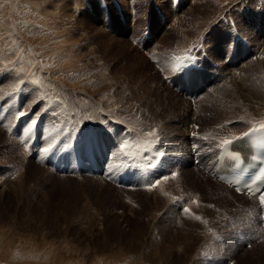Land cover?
<instances>
[{
  "label": "rangeland",
  "instance_id": "rangeland-1",
  "mask_svg": "<svg viewBox=\"0 0 264 264\" xmlns=\"http://www.w3.org/2000/svg\"><path fill=\"white\" fill-rule=\"evenodd\" d=\"M261 2L0 0V264H157L156 249L163 252V264H264V240L255 238L257 212L246 221L238 217L257 204L235 199L233 193L230 203L214 198L210 191L218 189L195 171L192 157L179 178L178 174L163 180L168 184L158 203L150 189L118 182L129 158L121 146L128 127L158 134L159 143L172 156L179 152L178 159L184 161L192 145L187 139L191 121L198 134L227 127L235 129L232 137L264 119ZM219 15L233 21L217 23ZM50 23L58 30L45 26ZM144 33L149 35L143 37ZM140 38L148 40L145 47L138 44ZM228 38L245 51L253 45L263 57L234 58L242 68L232 80L199 96L195 115L194 106L180 113L187 95L168 78L180 73L182 62L191 58L185 57L189 50L202 52L201 45L211 55L206 64L217 61L219 69L229 72L221 54L228 55L223 42ZM229 46L232 50V42ZM61 57L67 65L55 63ZM41 104L38 123L31 126L29 108L37 110ZM82 107L96 109L101 120L85 116ZM21 108L29 114L17 119ZM44 147L59 159L63 155L84 159L90 153L94 165L100 156L110 160L105 169L109 172L97 177L118 190L98 183L92 174L77 169L62 173L45 164L44 157L50 156L48 162L53 159ZM158 149L153 140L148 151ZM139 189L144 193H137ZM197 195L204 208L191 203L190 196ZM178 197L189 211L176 207ZM196 217L201 218L199 223L207 222L210 232L202 235L201 224L193 228ZM183 246L185 254L180 251Z\"/></svg>",
  "mask_w": 264,
  "mask_h": 264
},
{
  "label": "bare ground",
  "instance_id": "bare-ground-1",
  "mask_svg": "<svg viewBox=\"0 0 264 264\" xmlns=\"http://www.w3.org/2000/svg\"><path fill=\"white\" fill-rule=\"evenodd\" d=\"M58 7V6H57ZM59 8V7H58ZM57 8V9H58ZM53 12V11H52ZM54 13H56V12H54ZM46 14H48V12H46ZM50 14V16H51V13H49ZM42 16H43V14H41ZM52 15H55V14H52ZM58 15V14H57ZM47 16H49V15H47ZM59 16V15H58ZM44 17H46L45 15H44ZM43 17V18H44ZM54 17V16H53ZM49 18V17H48ZM51 18L52 17H50V21L52 22V20L53 21H55V20H57V19H54V18H52V20H51ZM58 18V17H57ZM49 21V22H50ZM58 21V20H57ZM56 21V22H57ZM59 22V21H58ZM61 22V21H60ZM180 22V21H179ZM198 24V26L200 25V27L202 26V23H197ZM47 28L49 27V28H51L52 30H58V25L57 24H55V23H50V24H46L45 25ZM63 28V27H62ZM149 28V27H148ZM52 30H50V31H52ZM61 30V29H60ZM66 30V32H67V29H65ZM55 32V31H54ZM58 34V33H57ZM63 34H66V33H63ZM145 34V33H144ZM59 41H61V42H63V44L64 43H67V40L66 39H64V38H60L59 39ZM58 41V42H59ZM141 42L143 41L144 43L143 44H148V40H146V39H144V38H142V40H140ZM57 42V43H58ZM223 42H224V46H225V48L227 47L225 44H228L229 43V40H227V43H225V40H223ZM68 45H69V43H68ZM64 47V46H63ZM252 47V49H253V51H252V49L251 50H247L245 53H241V54H239V57H241L240 58V60H243V59H245L246 57H247V55H245L247 52H249V54L251 53V54H256V53H258V51H257V49L252 45L251 46ZM74 48V47H73ZM224 48V47H223ZM63 48H61V50H62ZM71 51H73V50H71ZM206 51V50H205ZM226 52V51H225ZM253 52V53H252ZM68 53V52H67ZM71 53V52H70ZM69 53V54H70ZM201 54H202V52H200ZM206 53L209 55V57H211V55L206 51ZM221 54L222 55H225L224 56V63H225V67L226 66H229V68L228 69H230V71L228 72V71H225V70H223L221 67H220V69L218 68V66H220L219 64H218V62L217 61H215L216 63H209V64H207V67H208V72H206V74H205V77H202V80H203V87L202 86H200V87H202V89H201V91H197V93L200 95L201 93L203 94V95H208V94H210V93H212L213 91H216V90H218L219 88H221V87H223L224 85H226L230 80H232V75L234 74V72L237 70V69H240V68H242V67H240L239 68V66L237 65V63H239L238 61H235L234 60V58H230L231 56H229V54L226 56V54L224 53V52H221ZM32 55V54H31ZM248 56H250V55H248ZM35 57V56H34ZM55 57V56H54ZM53 57V58H54ZM57 57V56H56ZM74 57V56H73ZM64 57H61L60 59H54L55 60V63L57 64V65H67L68 64V62L67 61H65V59H63ZM70 58H72V57H70ZM33 59V58H32ZM37 59V58H36ZM69 59V58H68ZM74 60V59H73ZM227 60V61H226ZM69 61V60H68ZM206 61H208L206 58H204V62L206 63ZM38 62H39V60H38ZM36 63V61H34V63H32V65L33 64H35ZM246 64V63H245ZM36 65H38V63L36 64ZM40 67L42 66V63H40V65H39ZM245 66V65H244ZM24 68V67H23ZM227 68V67H226ZM42 69V68H41ZM44 69V68H43ZM25 70V69H24ZM52 71V70H51ZM57 71V70H56ZM51 75V74H50ZM173 75V74H172ZM172 75H171V77H172ZM69 77V76H68ZM175 77V76H174ZM55 78V77H54ZM56 79V78H55ZM67 79V78H66ZM176 79V78H175ZM168 81V80H167ZM197 83V82H196ZM57 84V83H56ZM178 85H179V83H177ZM169 85V84H168ZM61 86V85H60ZM71 86H72V84H71ZM198 86V85H197ZM61 87H63V86H61ZM73 87V86H72ZM6 89H10V90H12V89H14L15 87H5ZM83 88V87H82ZM80 89H81V87H80ZM189 89H191L192 91H194V90H197L198 89V87H190ZM83 90V89H82ZM85 91V90H84ZM83 91V92H84ZM72 94V93H71ZM75 94H77V93H75ZM84 94H86V93H84ZM79 96V95H78ZM205 97V96H204ZM74 98V97H73ZM85 98V97H84ZM87 99V98H86ZM251 99V98H250ZM249 99V100H250ZM84 100V99H83ZM85 101V100H84ZM89 102H91V101H89ZM197 102H199V100H196V101H193L192 99H188L187 97H186V99H184L183 100V102H182V106L179 108V111H180V113H181V111H183V110H185V109H187V113H188V109H190L189 107H191V106H194V114L193 115H195V112L197 111V109H198V106H195L196 104H197ZM96 103V102H95ZM86 104V103H85ZM97 104V103H96ZM80 105V104H79ZM82 105V104H81ZM259 106H261L260 104H259ZM262 107V106H261ZM115 109V108H114ZM264 109V108H263ZM94 110H96V109H94V108H92V107H89V108H83L82 107V113L85 115V116H87L88 118H93V117H95V118H97V119H100L101 120V118H99L101 115H96L95 114V112H94ZM263 111V110H262ZM132 113V112H131ZM248 113V112H247ZM263 112H261V114H262ZM175 116V115H174ZM258 116V115H257ZM261 116V115H260ZM76 117H78V116H76ZM264 117V116H263ZM84 119H86V117L84 118ZM253 119H256V118H253ZM257 119H260V118H257ZM100 120H99V122H100ZM251 120V119H250ZM187 120H185V122H186ZM86 122V124H88L87 123V121H85ZM91 121H89V123H90ZM188 122V121H187ZM226 122H228V121H226ZM82 123V125H83V122H81ZM146 123V122H145ZM192 121L190 122V130H188L187 132H190V131H194V123H192ZM244 123H245V121H244ZM92 124V123H91ZM101 124V123H100ZM99 124V125H100ZM246 124V123H245ZM249 124V123H248ZM248 124H246V125H248ZM96 125V124H95ZM149 126V125H148ZM227 126H229L228 124H227ZM231 126V125H230ZM259 126H264V122H260V121H253V122H251L249 125H248V127H246V129L244 130V131H246V130H248V129H250V128H252V127H259ZM102 127V126H101ZM117 127V126H116ZM136 127V126H135ZM153 128V127H152ZM244 128V127H243ZM139 129V128H138ZM150 129V128H149ZM168 129V128H167ZM242 129V128H241ZM240 129V130H241ZM115 130V129H114ZM153 130V129H152ZM235 130V129H234ZM232 128H227V127H225V128H221V127H217L216 129L214 128L213 129V132H214V134L215 135H217V136H223V137H226L227 139H229V138H231L230 136L231 135H233L232 133H233V131H234ZM112 131H113V129H112ZM244 131H242V132H244ZM154 132V131H153ZM241 132V133H242ZM48 133V132H47ZM191 133V132H190ZM236 133V132H235ZM55 134V133H54ZM238 134H240V133H238ZM238 134H235L234 136H236V135H238ZM57 135V134H56ZM112 135H113V133H112ZM114 135H115V133H114ZM118 135V134H117ZM144 135L145 136H153V135H150L149 133H144ZM188 135H189V133L187 134V139H188ZM226 135V136H225ZM43 136H44V134H43ZM59 136V135H58ZM45 137V136H44ZM43 137V138H44ZM50 137V136H49ZM233 137V136H232ZM122 138V137H121ZM120 138V139H121ZM65 139V138H64ZM114 139V138H113ZM100 140V139H99ZM98 140V141H99ZM118 141H119V139H117ZM124 140V139H123ZM43 141V140H42ZM184 141V140H183ZM44 142V141H43ZM65 142H66V140H65ZM102 142V141H101ZM101 142H99V143H101ZM110 142H111V139H110ZM122 142V141H121ZM189 142V141H188ZM118 143V142H117ZM186 143V142H185ZM87 144H89V143H87ZM114 144V143H113ZM98 145V144H97ZM96 145V146H97ZM118 145V144H117ZM188 145V144H187ZM44 146V145H43ZM99 146V145H98ZM115 146V145H114ZM53 147H55V146H53ZM118 147V146H117ZM28 148H30V146L28 147ZM114 149V148H113ZM26 150V149H25ZM116 150V149H115ZM124 150V149H123ZM114 151V150H113ZM117 151V150H116ZM115 151V152H116ZM123 152V151H122ZM121 153V152H120ZM31 154V153H30ZM32 155V154H31ZM34 155V154H33ZM32 155V156H33ZM38 155V154H37ZM113 155V154H112ZM39 156V155H38ZM37 156V157H38ZM113 156H115V154L113 155ZM119 156V155H118ZM27 157V156H26ZM40 157V156H39ZM44 157V156H43ZM114 158V157H113ZM29 159V158H28ZM32 159V158H31ZM117 159V158H116ZM187 159H188V157H187ZM37 160H38V158H37ZM111 161H114V160H111ZM112 163V162H111ZM113 163H115V162H113ZM112 163V164H113ZM113 167V166H112ZM39 170H41V171H43L41 168H38ZM46 169V168H45ZM109 169V168H108ZM60 170V169H59ZM193 171V170H192ZM196 172H197V170H195ZM199 171V170H198ZM60 172V171H59ZM95 172V171H94ZM200 172V171H199ZM63 173V172H62ZM201 173V172H200ZM96 173H94V174H92L93 175V177H94V179H96V180H98V183L100 182V183H105V184H107V185H109V186H112L113 188L115 187V186H113L112 184H108V183H106V182H104L103 180H102V178L101 177H97V176H99V174H96ZM48 175H52V173H50V174H48ZM180 173H179V175L177 176V178H179L180 177ZM53 176V175H52ZM176 176V175H175ZM204 176V175H203ZM48 177V176H47ZM61 177H65V176H61ZM108 177H109V175H108ZM111 177V176H110ZM204 177H206V180H208L207 182H212L216 187H215V189H218V191L219 192H213V191H210L211 193H210V195H212L214 198H218V199H220V200H222V201H225V203H230V202H232L231 200H234V199H231V198H229V197H233V195L231 194V193H233L234 194V196H235V199L237 198V197H242L243 199H245V201H248V200H246V198L244 197V196H242V195H238V194H236L232 189H230V188H228L225 184H223V183H221V182H219V181H217V180H215V179H213V178H211V177H209V176H204ZM174 178V177H173ZM198 179H200V178H198ZM163 180H166V179H162L160 182H159V184L155 187V188H151L150 190H148L149 192H151V194H152V199H153V201H155L156 203H158L159 201H161V195H164L165 194V190H166V185L168 184V182H163ZM200 180H202V179H200ZM174 182V181H173ZM79 183H81V182H79ZM171 183V182H170ZM75 184H76V182H75ZM114 189H116V187L114 188ZM116 190H118V189H116ZM119 190H124V189H119ZM140 191H137V193H144L143 191L144 190H142L141 191V189H139ZM207 190H209V187H207ZM206 190V191H207ZM167 193H170V192H168L167 191ZM207 193H208V191H207ZM209 194V193H208ZM146 195V194H145ZM167 198H168V196H166ZM166 197H164V198H166ZM191 197V203L194 205V207L196 206V207H201V208H204L203 207V205H200V204H198L199 203V201H198V199H199V197H198V195H197V197H195V196H190ZM166 198V199H167ZM231 199V200H230ZM217 202V201H216ZM250 202V201H249ZM249 206H251L250 204H249ZM194 209V208H193ZM202 211H204V210H201V212ZM256 211H257V206H253L250 210H244V211H242L239 215H238V217H240V218H242V221H246V220H248V218H250V216H251V214L252 213H255L256 214ZM159 213V212H158ZM257 219V218H256ZM257 221V220H256ZM177 222V221H176ZM199 222H201L200 220L197 222V223H195L194 225H193V228H197L198 227V225L199 224H201L202 225V227H203V232H201V234L203 235V234H206L207 232H210V229H209V226L207 225V222H205V223H199ZM176 224V223H175ZM181 224H184V223H181ZM181 224H179V226L181 225ZM177 226V225H176ZM175 226V227H176ZM179 226H178V228H179ZM255 226H256V229H257V235L259 236V240H260V238L263 240V238H262V231H261V228H260V226L257 224V223H255ZM173 227V226H172ZM193 235V234H192ZM256 235V236H257ZM194 236V235H193ZM213 237H215V235H212ZM257 236V237H258ZM194 238V237H193ZM215 239V238H214ZM214 241V240H213ZM256 242H258V241H256ZM255 242V243H256ZM261 242V241H260ZM263 242V241H262ZM259 243V242H258ZM191 244H192V242H189V244H188V246H190L191 247ZM260 245V244H259ZM163 247V246H162ZM155 252H154V257H157L158 258V263L157 264H163V259H164V256H162V254H163V252L162 253H159V251H158V249H156V250H154ZM177 251V250H176ZM180 251L182 252L181 254H185V247L183 246V248H180ZM262 255L264 256V251H263V253H262ZM172 256V255H171ZM261 257V256H260ZM180 258V257H179ZM178 259V258H177ZM171 261V260H170ZM165 264V263H164ZM170 264H176V263H172V262H170Z\"/></svg>",
  "mask_w": 264,
  "mask_h": 264
},
{
  "label": "snow or ice",
  "instance_id": "snow-or-ice-1",
  "mask_svg": "<svg viewBox=\"0 0 264 264\" xmlns=\"http://www.w3.org/2000/svg\"><path fill=\"white\" fill-rule=\"evenodd\" d=\"M201 48H203V45H201ZM195 66H196V64L192 63L191 58H189V60L186 61V63L181 66V70L185 71L186 69H190V68L194 69ZM17 90H18V88L14 89V92L17 91ZM39 108H42V104L38 106L37 110H33V108H29V111L31 112V117H30L29 123H30L31 126H35L38 123L37 117L40 115ZM29 111H25V110H23V108H21V110L18 111V113L16 115V118L20 119L22 117L27 116L29 114ZM29 131H31V128H29ZM227 143H229V142L227 140H225V144H227ZM43 151L45 153H47V152L50 151V149L48 147H44ZM258 199H259L261 207H264V192L259 194ZM184 211H189V210L188 209H184ZM196 219L200 220L201 218L200 217H196Z\"/></svg>",
  "mask_w": 264,
  "mask_h": 264
}]
</instances>
